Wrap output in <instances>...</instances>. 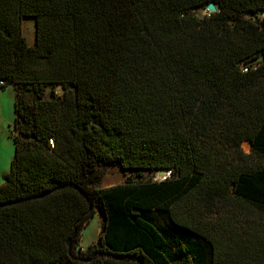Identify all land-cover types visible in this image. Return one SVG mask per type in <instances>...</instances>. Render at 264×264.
I'll use <instances>...</instances> for the list:
<instances>
[{"label": "trees", "instance_id": "1", "mask_svg": "<svg viewBox=\"0 0 264 264\" xmlns=\"http://www.w3.org/2000/svg\"><path fill=\"white\" fill-rule=\"evenodd\" d=\"M0 84V264H264V0H0Z\"/></svg>", "mask_w": 264, "mask_h": 264}, {"label": "rangeland", "instance_id": "2", "mask_svg": "<svg viewBox=\"0 0 264 264\" xmlns=\"http://www.w3.org/2000/svg\"><path fill=\"white\" fill-rule=\"evenodd\" d=\"M208 11L205 9L199 10L198 15L204 16ZM30 19V20H28ZM24 23V32L29 44H32L35 40V20L28 18ZM58 94H62L61 86L56 88ZM47 97H51V88L47 89ZM15 89L13 84L7 85L2 91H0V184L4 182V174L10 171L11 162L15 156V145L12 138V131L14 129L15 119ZM244 153L249 155L250 161H255L253 157L251 143L245 140L242 145ZM106 175L103 179V186L109 187L116 184H121L129 176H134L131 172H125L120 167L111 166L106 169ZM146 177L150 176L149 172L144 173ZM103 217L100 212L94 214V216L88 221L86 227L82 231L80 246L86 249L89 245L96 243L99 238V234L102 227ZM161 228L165 231L171 229L172 223L168 217L161 215L159 219Z\"/></svg>", "mask_w": 264, "mask_h": 264}, {"label": "built area", "instance_id": "3", "mask_svg": "<svg viewBox=\"0 0 264 264\" xmlns=\"http://www.w3.org/2000/svg\"><path fill=\"white\" fill-rule=\"evenodd\" d=\"M172 174H173V172H172L171 169H169V170H164V171H158V172H156V173L154 174L153 179H154L155 181H165V180L171 178Z\"/></svg>", "mask_w": 264, "mask_h": 264}, {"label": "water", "instance_id": "4", "mask_svg": "<svg viewBox=\"0 0 264 264\" xmlns=\"http://www.w3.org/2000/svg\"><path fill=\"white\" fill-rule=\"evenodd\" d=\"M206 10L208 11V12H216L217 11V9H216V7H215V5L213 4V3H211V4H209L207 7H206ZM35 38H36V36H35ZM4 89V86L2 85V84H0V91H2ZM42 196V195H41ZM40 196V197H41ZM8 204H10V203H5L4 205H8ZM91 208H92V206H91ZM71 242H72V239H70V245H71Z\"/></svg>", "mask_w": 264, "mask_h": 264}, {"label": "crops", "instance_id": "5", "mask_svg": "<svg viewBox=\"0 0 264 264\" xmlns=\"http://www.w3.org/2000/svg\"><path fill=\"white\" fill-rule=\"evenodd\" d=\"M27 19H28V18L24 19V23L26 22ZM28 20H30V19H28ZM34 41H35V40H34ZM34 41H33V43H34ZM33 43H32V44H33ZM32 44H30V45H32ZM5 175H6V174H4V176H5ZM2 183H3V182H2ZM2 183H1V184H2Z\"/></svg>", "mask_w": 264, "mask_h": 264}]
</instances>
